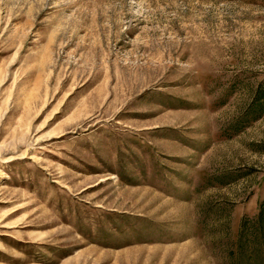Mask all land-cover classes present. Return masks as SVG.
<instances>
[{"label": "rangeland", "instance_id": "obj_1", "mask_svg": "<svg viewBox=\"0 0 264 264\" xmlns=\"http://www.w3.org/2000/svg\"><path fill=\"white\" fill-rule=\"evenodd\" d=\"M264 0H0V264H264Z\"/></svg>", "mask_w": 264, "mask_h": 264}, {"label": "trees", "instance_id": "obj_2", "mask_svg": "<svg viewBox=\"0 0 264 264\" xmlns=\"http://www.w3.org/2000/svg\"><path fill=\"white\" fill-rule=\"evenodd\" d=\"M259 215H260V217H258V218L260 220V225L264 226V209L261 211V213Z\"/></svg>", "mask_w": 264, "mask_h": 264}]
</instances>
